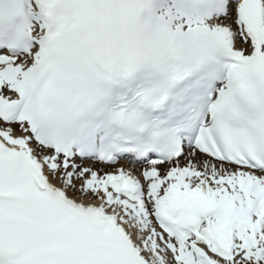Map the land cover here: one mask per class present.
<instances>
[{
  "label": "snow or ice",
  "instance_id": "snow-or-ice-1",
  "mask_svg": "<svg viewBox=\"0 0 264 264\" xmlns=\"http://www.w3.org/2000/svg\"><path fill=\"white\" fill-rule=\"evenodd\" d=\"M0 264H264V0H0Z\"/></svg>",
  "mask_w": 264,
  "mask_h": 264
}]
</instances>
